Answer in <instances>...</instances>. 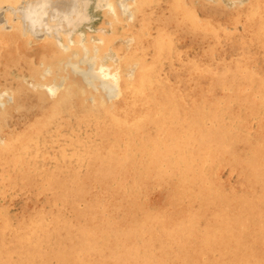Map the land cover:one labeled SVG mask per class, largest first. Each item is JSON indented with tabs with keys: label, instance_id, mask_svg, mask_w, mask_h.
I'll return each mask as SVG.
<instances>
[{
	"label": "bare ground",
	"instance_id": "obj_1",
	"mask_svg": "<svg viewBox=\"0 0 264 264\" xmlns=\"http://www.w3.org/2000/svg\"><path fill=\"white\" fill-rule=\"evenodd\" d=\"M92 7L0 34V264H264V0Z\"/></svg>",
	"mask_w": 264,
	"mask_h": 264
},
{
	"label": "rangeland",
	"instance_id": "obj_2",
	"mask_svg": "<svg viewBox=\"0 0 264 264\" xmlns=\"http://www.w3.org/2000/svg\"><path fill=\"white\" fill-rule=\"evenodd\" d=\"M93 3L94 0H0V34L10 36V39H13L11 33L8 35L5 32L9 24L15 28L20 26L23 31L21 35L25 38L32 36H40L41 38L42 35H45L40 34L42 30L50 34L59 32L60 37H53L56 43H61L62 38L65 37L74 38L84 28L87 29V32L96 36H106L110 33L109 28L105 26L104 22L97 24V17L92 12ZM30 89H35V85L31 84ZM45 90H47L48 95H51L49 89L45 88ZM1 93L6 96L5 91L1 90ZM38 103L37 101L33 103L28 109H25L24 113L36 112ZM3 108L4 105L0 104V111ZM23 115L22 113L14 115L17 122L20 121L18 124L22 127L25 126L22 121ZM7 124H11L9 131L15 133L17 129L15 121Z\"/></svg>",
	"mask_w": 264,
	"mask_h": 264
}]
</instances>
